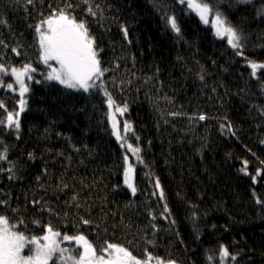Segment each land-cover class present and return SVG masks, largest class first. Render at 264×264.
Masks as SVG:
<instances>
[{
  "label": "trees",
  "instance_id": "1",
  "mask_svg": "<svg viewBox=\"0 0 264 264\" xmlns=\"http://www.w3.org/2000/svg\"><path fill=\"white\" fill-rule=\"evenodd\" d=\"M207 2L242 32L243 56L176 0H0V79L15 89L0 87V214L18 231L42 237L51 224L99 255L107 242L141 261L264 264V69L252 75L248 63H264V0ZM60 10L85 23L107 69L88 92L47 79L59 64L41 59L36 26ZM25 65L34 71L20 112L12 69ZM105 92L127 106L123 140ZM222 246L234 261L219 260Z\"/></svg>",
  "mask_w": 264,
  "mask_h": 264
},
{
  "label": "snow or ice",
  "instance_id": "2",
  "mask_svg": "<svg viewBox=\"0 0 264 264\" xmlns=\"http://www.w3.org/2000/svg\"><path fill=\"white\" fill-rule=\"evenodd\" d=\"M237 2L249 3L250 0H237ZM27 3H33V0H27ZM153 3L157 8L161 6L159 0H153ZM176 3L184 5L188 12L195 13L203 24H209V17H211V27L214 28V35L219 38L226 37L227 44L235 50L236 54L243 56V41L246 38L242 32L232 26L231 22L224 17L218 7L214 9L207 0H176ZM67 7L70 8L71 5H67ZM88 11L92 15H95L91 7L88 8ZM258 14L264 15V8L260 9ZM164 23L166 27H170L175 33L179 34L181 32L175 16H168L165 13ZM123 31L126 35L127 28ZM36 32L39 34L40 56L43 62L48 64L49 61L55 60L59 64L58 68L52 69L47 79L56 80L67 89L83 90L84 92L98 87L94 81L102 77L107 69L101 68L95 39L90 35L84 22H77L74 17H70L65 14L64 10H60L59 12H54L47 19L41 20L39 25L36 26ZM248 63L252 69V75H255L257 69H264V63L254 61H249ZM6 71L3 65H0V76ZM32 71L34 69L30 65H25L19 70L12 69V74L15 75L16 83L19 84L20 89V112H23L25 109L26 101L23 99V96L28 92L25 84V76L30 79V73ZM200 78L203 79V76ZM5 86L15 90L13 84L4 85L2 79H0V87ZM105 96L108 97V104L111 108L114 105V101L109 93L105 92ZM2 103L0 101V105ZM116 111L122 114L127 111V106L125 105L123 108L116 106ZM18 115L19 113H7L8 127L19 129L20 122L17 118ZM172 115L177 114L173 113ZM111 117L114 134L117 136V139L123 140L124 138L121 136L120 129L118 128L115 113H112ZM198 119L204 120L206 117L200 115ZM4 123L3 120H0V125ZM130 128L131 125L125 122L124 131L127 132ZM228 131L231 132V128ZM232 134L234 135L235 133L232 132ZM124 146L131 149L137 159L142 162L140 158L141 150L138 146L132 147L128 144ZM6 159V151L0 153V160ZM125 159H127V156H125ZM134 171L132 164L129 163L124 172V183L131 189L133 194L136 192L132 181ZM155 186L157 188L160 187L158 179L155 181ZM159 196H164L162 188L160 189ZM20 223L22 224L23 221ZM89 223L90 221L83 220V224ZM17 227L16 224L9 223L6 215L0 214V264H49L54 257L62 262L71 260L72 264H149L153 259L151 254H147L144 261L138 260L127 248L107 242L101 245V254L97 256L96 248L93 247L86 236L82 234L76 236H61L60 232L53 230L51 224L47 225V231L42 237L32 236L31 238L24 235L22 231H18ZM62 241H75L77 250L80 248L83 249L78 259H74L71 256L64 257V253L68 250L60 246ZM26 248L32 254L27 256L23 255ZM104 253H107L108 259H105ZM229 258L234 261L236 256L230 255L228 248L222 246L219 253V260L227 261ZM207 259L213 260L214 257L208 256ZM157 264H164V262L157 259ZM169 264H175V261H169Z\"/></svg>",
  "mask_w": 264,
  "mask_h": 264
},
{
  "label": "flooded vegetation",
  "instance_id": "3",
  "mask_svg": "<svg viewBox=\"0 0 264 264\" xmlns=\"http://www.w3.org/2000/svg\"><path fill=\"white\" fill-rule=\"evenodd\" d=\"M61 236H64V235H61ZM76 245L77 244H76L75 241H62L60 246L62 248H65V249L68 250L67 252L64 253V257H68L69 256V248L71 249V252L73 251L72 255H74V251H77L76 253L78 254V256L80 254H82L83 249L80 248L79 250H77V246ZM30 254H32V253L29 252L28 248H26L24 250V252H23V255H25V256L30 255ZM96 254L99 255L97 250H96ZM57 260L58 259L56 257H54L53 260L49 262V264H55L57 262ZM59 264H67V260H65L63 262L61 260H59Z\"/></svg>",
  "mask_w": 264,
  "mask_h": 264
},
{
  "label": "rangeland",
  "instance_id": "4",
  "mask_svg": "<svg viewBox=\"0 0 264 264\" xmlns=\"http://www.w3.org/2000/svg\"><path fill=\"white\" fill-rule=\"evenodd\" d=\"M209 21L211 22V17H209ZM26 76H25V83H26ZM112 113H115V116H116V120H117V122H118V128L120 129V133H121V136H122V132H125L124 131V126H125V123H123V122H121L122 120H121V117L123 116V114H124V112L121 114V113H119V112H117L116 111V107L113 105L112 107H111V114ZM111 114H110V119H111V123H112V117H111ZM121 124H123V127L121 126ZM123 137V136H122ZM129 149V148H128ZM130 151H131V149H129ZM132 152V151H131ZM133 154V153H132ZM43 242V241H42ZM77 246V245H76ZM77 251H74V255H72L73 254V251L71 252V249L69 248V256H71V257H73L74 259H78V258H76L77 257V253H76ZM76 256V257H75ZM97 256H99V255H97ZM104 256H105V259H108V255H107V253H104ZM57 261H59V260H57ZM58 264V263H57ZM67 264H72V261L70 260H67ZM149 264H157V262H150Z\"/></svg>",
  "mask_w": 264,
  "mask_h": 264
},
{
  "label": "water",
  "instance_id": "5",
  "mask_svg": "<svg viewBox=\"0 0 264 264\" xmlns=\"http://www.w3.org/2000/svg\"><path fill=\"white\" fill-rule=\"evenodd\" d=\"M133 177H134V176H132V181H133Z\"/></svg>",
  "mask_w": 264,
  "mask_h": 264
}]
</instances>
